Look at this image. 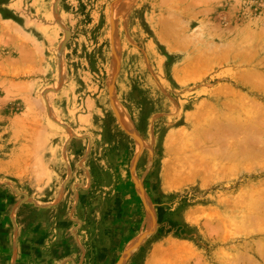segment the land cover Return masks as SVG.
Returning <instances> with one entry per match:
<instances>
[{"label":"rangeland","instance_id":"obj_1","mask_svg":"<svg viewBox=\"0 0 264 264\" xmlns=\"http://www.w3.org/2000/svg\"><path fill=\"white\" fill-rule=\"evenodd\" d=\"M0 35V264H264V0H0Z\"/></svg>","mask_w":264,"mask_h":264},{"label":"bare ground","instance_id":"obj_2","mask_svg":"<svg viewBox=\"0 0 264 264\" xmlns=\"http://www.w3.org/2000/svg\"><path fill=\"white\" fill-rule=\"evenodd\" d=\"M165 1H166V0H165ZM173 1H174V0H173ZM202 1H203V0H202ZM206 1H207V0H206ZM163 2H164V1H163ZM167 2H168V1H167ZM204 4H205V3H204ZM188 8H189V7H188ZM208 10H209V9H208ZM7 28H8V27H7ZM10 28H11V27H10ZM241 32H242V31H241ZM246 33H247V31H246ZM250 34H251V33H249V35H250ZM258 34H259V33H258ZM260 34H261V33H260ZM262 34H263V33H262ZM208 35H209V34H208ZM249 35H248V36H249ZM255 35H256V34H255ZM255 35H254V37H255ZM0 36H1V35H0ZM250 36H251L250 38H252V35H250ZM259 37H260V36H259ZM263 37H264V36H263ZM250 38L248 37L249 40H250ZM20 41H21V40H20ZM246 41H247V40H246ZM250 41H251V40H250ZM246 43H247V42H246ZM209 45H210V44H209ZM241 46H242V45H241ZM228 47H230V46H228ZM228 47H227V48H228ZM230 48H231V47H230ZM208 49H209V48H208ZM227 50H228V49H227ZM227 50H226V51H227ZM231 50H233V49H231ZM231 50H229V52H230ZM236 50H238V49L236 48ZM262 50H263V49H262ZM239 51H241L240 48H239ZM247 51H248V50H247ZM247 51H246V52H247ZM251 52H252V51H251ZM253 52H254V51H253ZM259 52H260V50H259ZM262 52H263V51H262ZM239 53H240V52H239ZM256 53H257V52H256ZM256 53H255V54H256ZM227 54H228V52L226 53V55H227ZM240 55H241V54H240ZM240 55L238 54V56H240ZM227 56H228V55H227ZM234 57H235V56H234ZM236 57H237V55H236ZM240 57H241V56H240ZM262 58H263V57H262ZM208 59H209V57H208ZM233 59H235V58H233ZM245 59H246V58H245ZM202 60H203V59H202ZM210 60H211V59H210ZM212 60H213V59H212ZM20 61H21V60H20ZM205 61H206V58H205ZM207 61H209V60H207ZM207 61H206V63H207ZM199 62H200V61H199ZM203 62H204V61H203ZM258 62H259V61H258ZM258 64H259V63H258ZM258 64H257V65H258ZM262 64H264V63H262ZM11 65H12V64H11ZM206 65H207V64H206ZM208 65H209V62H208ZM248 65H249V64H248ZM9 66H10V65H9ZM261 66H262V65H261ZM206 68H207V66H206ZM199 69H200V68H199ZM0 70H1V69H0ZM202 70H203V69H202ZM205 70H206V69H205ZM2 71H3V68H2ZM2 71H1V72H2ZM251 71H252V70H251ZM1 72H0V73H1ZM248 72H249V71H248ZM252 72H253V71H252ZM243 73H244V72H243ZM254 73H255V72H254ZM254 73H253V74H254ZM257 73H260V72H257ZM176 74H177V73H176ZM229 74H230V73H229ZM248 74H250V73H248ZM251 74H252V73H251ZM184 75H186V74H184ZM241 75H242V74H241ZM245 75H246V74H245ZM254 75H256V74H254ZM260 75H261V74H260ZM177 76H178V75H177ZM181 76H182V75H181ZM236 76H237V75H236ZM238 76H239V75H238ZM238 76H237V77H238ZM243 76H244V75H243ZM243 76H241V79H242ZM251 76H252V75H251ZM174 77H175V76H174ZM248 77H249V75H248ZM235 78H236V77H235ZM239 78H240V76H239ZM236 79H237V78H236ZM254 79H255V78H254ZM262 80H263V79H262ZM256 81H258V80H256ZM259 81H260V80H259ZM261 82H262V81H261ZM261 82H259L258 84H261ZM263 83H264V80H263ZM246 84H247V83H246ZM248 84H249V83H248ZM252 86H253V85H252ZM263 86H264V85H263ZM223 88H224V87H223ZM262 88H264V87H262ZM228 89H230V88H228ZM262 90H263V89H262ZM218 91H219V90H218ZM223 92H225V91H223ZM227 92H228V91H227ZM257 92H258V91H257ZM230 93H231V91H230ZM258 93H259V92H258ZM258 93H257V94H258ZM222 94H224V93H222ZM232 94H233V93H232ZM237 94H239V93H237ZM240 94H241V93H240ZM22 97H23V96H22ZM22 97H21V98H22ZM24 98H25V96H24ZM240 98H241V96H240ZM242 98H243V97H242ZM22 99H23V98H22ZM244 99H246V98H244ZM238 100H239V99H238ZM241 100H242V99H241ZM25 101H26V100H25ZM242 101H244V100H242ZM232 102H233V101H232ZM237 102H238V101H237ZM239 102H240V101H239ZM244 102H245V101H244ZM246 102H247V101H246ZM27 103H29V101H28ZM251 103H252V102H251ZM252 104H253V103H252ZM252 104H251V105H252ZM201 105H202V104H201ZM201 105H200V106H201ZM234 105H235V104H234ZM243 105H245V104H243ZM246 105H247V104H246ZM248 105L250 106V104H248ZM256 105L259 106V104H256ZM212 106H213V105H212ZM224 106H225V105H224ZM230 106H231V105H230ZM254 106H255V105H254ZM260 106H261V105H260ZM226 107H227V109H228V108L231 109V107H229V106H226ZM250 107H251V106H250ZM250 107H248V109L245 107V108L247 109L246 112H247V111L251 112L250 110H252V109H251ZM27 108H28V107H27ZM30 108H31V107H30ZM30 108H29V109H30ZM239 108H240V107H239ZM243 108H244V106H243ZM245 108H244V109H245ZM249 108H250V110H249ZM213 109H214V108H213ZM223 109H225V108H223ZM262 109H263V108H262ZM262 109H261V110H262ZM199 110H200V109H199ZM225 110H226V109H225ZM235 110H236V109H235ZM241 110H242V109H241ZM237 111H238V110H237ZM228 112H229V111H228ZM27 113H28V112H27ZM200 113H201V111H200ZM200 113H199V114H200ZM244 113H245V112H244ZM258 113H259V112H257L256 114L254 113L255 116H254V115L251 116V115H249V114H250V113H249L248 116H250V118H248V116H247L248 120H247V119L245 120V121H249V122H247V123L245 122V123L242 124V123L240 122L241 119L239 118L240 120L238 119L239 121H236L237 123H233V125L231 124V126H227V129H231L230 131H232V132H238L239 130H241V128H240V126H239L238 124H242V125H243L242 130H243V132H246V135L248 136V138L245 139L246 141H245V142L243 143V145H242V146L245 148V151H244V149H243L244 152L242 151V148H243V147L241 146L242 148H239V149H241L240 152L242 153V155H243V153L245 154V152H249V156H250L251 158H255V157H257V159H258L257 161H258V162H261V161H260L261 159L258 157V155L256 156V154H254V151H252L251 154H250V150H249V151H246V150H248V149H252V150H253V148H251L252 145H251L250 143H251L252 141L255 142L256 139H259L258 141H259V143H260V146H262V147H261L260 149H259V147H258V151H261V150L263 149L261 152H264V115L262 114V113H264V111H263L261 114L259 113L260 116H261L260 118H258V115H257ZM206 114H207V113H206ZM222 114H224V116H225V113H222ZM252 114H253V113H252ZM222 116H223V115H222ZM244 116H245V114H244ZM198 117H199V116H198ZM210 119H211V118H210ZM231 119H233V116H232ZM249 119H250V120H249ZM222 120H223V119H222ZM233 120H234V119H233ZM233 120H232V121H233ZM242 120H243V119H242ZM210 121H211V120H210ZM225 122H226V121H225ZM213 123H214V122H213ZM226 124H227V122H226ZM31 127H32V126H31ZM200 129H201V128H200ZM201 131H202V132H203V131L205 132L206 130L203 129V130H201ZM214 131H215V129H214ZM204 132H203V133H204ZM216 132H217V131H216ZM220 132H221V131H220ZM203 133H202V134H203ZM217 133H218V132H217ZM224 133H225V132H224ZM231 135H232V134H231ZM237 135H238V134H237ZM210 136H211V135H210ZM207 137H208V136H207ZM216 137H217V136H216ZM228 137H229V136H228ZM230 137L232 138V136H230ZM230 137H229V138H230ZM233 137H234V136H233ZM193 138H194V137H193ZM241 138H242V137H241ZM244 138H245V137H244ZM244 138H243V139H244ZM252 138H253V139H252ZM195 139H196V138H195ZM203 139H204V138H203ZM191 140H192V139H190V141H191ZM207 140H208V139H207ZM209 140H210V138H209ZM209 140H208V141H209ZM228 140H229V139H228ZM251 140H252V141H251ZM192 141H193V140H192ZM194 141L196 142V140H194ZM199 141H200V140H199ZM199 141H197L196 143L199 144V143H198ZM223 141L225 142V139H224ZM236 141H237V139H236ZM250 141H251V142H250ZM258 141H257V142H258ZM195 142H194V145L196 146L197 144H195ZM228 142H230V141H228ZM253 142H252V143H253ZM200 143H201V141H200ZM232 143H233V142H232ZM236 143H237V142H236ZM238 143H239V142H238ZM183 144H184V143H183ZM201 144H202V143H201ZM227 144H228V143H227ZM230 144H231V143H229V145H230ZM240 144H241V143H240ZM240 144H239V145H240ZM192 145H193V144H192ZM202 145H203V144H202ZM212 145H214V144H212ZM254 145H255V144H254ZM180 146H181V145H180ZM188 146H189V145H188ZM195 146H192L191 148H193V147H195ZM233 146H235V145H233ZM182 147H183V146H182ZM215 147H216V146H215ZM229 147H230V146H229ZM235 147H236V146H235ZM170 148H171V147H170ZM197 148H198V147H197ZM236 148H237V147H236ZM236 148H235V149H236ZM167 149H168V148H167ZM181 149H182V148H181ZM183 149L185 150V148H183ZM204 149H205V148H204ZM206 149H210V148H207V147H206ZM216 149H217V148H216ZM254 149H255V148H254ZM256 149H257V148H256ZM179 150H180V149H179ZM193 150H194V149H193ZM195 150H196V149H195ZM182 151H183V150H182ZM182 151H181V153H182ZM213 151H214V153L216 154L215 150H213ZM203 152H204V151H203ZM217 152H218V151H217ZM256 152H257V151H256ZM174 153H176V152L174 151ZM179 153H180V152H179ZM183 153H184V152H183ZM183 153H182V154H183ZM214 153H213V156H214L215 158L217 157V158L219 159L220 156H219V155H216V156H215ZM258 153H259V152H258ZM231 154H232V153H231ZM231 154L229 153V155H231ZM253 154H254L255 156H254ZM263 154H264V153H263ZM176 155H177V153H176ZM187 155H188V154H187ZM225 155L227 156V154H225ZM245 155H246V154H245ZM180 156H181V155H180ZM204 156H205V155H204ZM252 156H253V157H252ZM261 156L263 157L264 155L261 154ZM261 156H260V157H261ZM176 157H177V156H176ZM178 157H179V156H178ZM211 157H212V156H211ZM214 157H212V158H214ZM229 157H230V156H229ZM232 157H233V156H232ZM232 157H231V158H232ZM183 158H184V156H183ZM183 158H182V159H183ZM236 158H237V157H235V159H236ZM243 158H244V156L242 157V159H243ZM251 158H248V161H249V159H250V161H252ZM204 159H205V158H204ZM222 159H223V158H222ZM222 159L220 158L219 160H222ZM246 159H247V156H246ZM259 159H260V160H259ZM178 160H179V159H178ZM180 160H181V159H180ZM186 160H187V159H186ZM188 160H189V159H188ZM240 160H241V159H240ZM240 160H239V161H240ZM253 160H256V159H253ZM182 161H183V160H182ZM200 161H202V160H200ZM214 161H215V160H214ZM223 161H224V160H223ZM225 161H226V160H225ZM231 161H233V160H231ZM236 161H237V160H236ZM248 161H246V162H248ZM250 161H249V162H250ZM220 162H221V161H220ZM233 162H234V161H233ZM241 162H243V161H241ZM246 162H245V164H246ZM180 163H181V162H180ZM182 163H183V162H182ZM184 163H185V162H184ZM190 163H191V159H190ZM214 163H215V162H214ZM239 163H240V162H239ZM250 163H251V162H250ZM253 163H254V162H252V164H253ZM172 164L174 165V163H172ZM222 164H224V163L222 162ZM222 164H221V165H222ZM231 164H232V162H231ZM235 164H236V163H234V165H235ZM247 164H248V163H247ZM252 164H251V165L249 164V165L252 166ZM262 164H263V162H262ZM177 165H178V163H177ZM185 165H186V164H185ZM189 165H190V164H189ZM200 165H201V164H200ZM249 165H248V166H249ZM253 165H255V164H253ZM258 165H259V163H258ZM260 165H261V163H260ZM170 166H171V165H170ZM183 166H184V164H183L182 166H180V164H179V167H180V168L177 167L178 170H181V167H183ZM242 166H243V165H242ZM250 166H249V167H250ZM172 167H173V166H172ZM192 167H193V166H192ZM197 167H198V166H197ZM217 167H218V165H217ZM217 167H216V168H217ZM220 167H221V166H220ZM220 167H219V168H220ZM260 167H262V166H260ZM167 168H168V167H167ZM174 168H176V167H174ZM184 168H186V167L184 166L183 169H184ZM221 168H222V167H221ZM221 168H220V170H221ZM223 168H224V167H223ZM250 168H251V167H250ZM250 168H249V170H250ZM257 168H258V167H257ZM195 169H196V168H195ZM198 169H199V168H198ZM217 169H218V168H217ZM243 169H244V168H243ZM246 169H247V168H246ZM253 169H254V168H253ZM255 169H256V168H255ZM263 169H264V168H263ZM196 170H197V169H196ZM224 170H225V169H223V172H224ZM236 170H237V169H236ZM236 170H235L234 168H227L225 171H227V172H230V171H231V173H232V171H233V173H234V171H236ZM247 170H248V169H247ZM247 170H246V171H247ZM251 170H252V168H251ZM251 170H250V171H251ZM173 171H174V170H173ZM182 171L184 172V170H182ZM192 171H193V170H192ZM192 171H190V172L192 173ZM213 171H214V170H213ZM218 171H219V170H218ZM221 171H222V170H221ZM240 171H242V170H240ZM243 171H245V169H244ZM256 171H257V170H256ZM176 172H177V171H176ZM183 172H180V173L182 174ZM209 172H210V171H209ZM227 172H225V174H226ZM247 172H249V171H247ZM259 172H260V171H259ZM174 173H175V171L173 172V174H174ZM177 173H178V172H177ZM195 173H197V172L195 171ZM231 173H230V174H231ZM236 173H237V172H236ZM253 173H254V172H253ZM175 174H176V173H175ZM178 174H179V173H178ZM203 174H204V173H203ZM203 174H201V175H202L201 177H203ZM239 174H240V172H239ZM210 175H212V174H210ZM210 175H208V176L210 177ZM171 176H172V175H171ZM206 176H207V175H206ZM167 177H168V175H167ZM192 177H193V176H192ZM209 177H208V178H209ZM215 177H216V176H214V178H215ZM221 177H222V176H221ZM169 178H170V176H169ZM169 178H168V179H169ZM183 178H184V177H183ZM183 178H182V179H183ZM199 178H200V177H199ZM203 178H205V177H203ZM208 178H206L207 181L210 179V178H209V179H208ZM212 178H213V177H212ZM175 179L177 180L176 176H175ZM178 179H179V178H178ZM180 179H181V178H180ZM218 179H219V178H218ZM183 180H184V179H183ZM198 180H199V179H198ZM164 181H165V180H164ZM170 181H171V180H170ZM202 181H203V179H202ZM204 181H205V180H204ZM209 181L211 182V180H209ZM171 182H172V181H171ZM174 182H175V180L173 181V184H174ZM186 182H187V181H186ZM260 182H261V181H260ZM262 182H263V181H262ZM178 184H179V182H178ZM188 184H189V183H188ZM245 184H246V183H245ZM263 185H264V184H263ZM250 188H252V187L250 186ZM254 188H255V187H254ZM257 188L259 189L258 194H263V195H264V189L260 187V184H259V186H258ZM245 189H246V187H245ZM247 189H248V188H247ZM255 190H256V189H255ZM257 191H258V190H257ZM257 191H255V192H257ZM242 192H243V191H242ZM242 192H241V193H242ZM253 192H254V191H253ZM255 192H254V194H255ZM241 193H240V195L238 194V195L240 196L239 198H241L242 196H244L243 194L246 195L245 192H243L242 195H241ZM249 193H252V191H250ZM238 195H237V196H238ZM251 196H252V197H256L257 195L255 196V195L252 194ZM258 196H259V195H258ZM258 196H257V197H258ZM235 198H236V197H235ZM235 198H234V200H235ZM237 198H238V197H237ZM237 198H236V199H237ZM239 198H238V200L240 201ZM246 199H247V200L249 199V198H248V195H247V198H246ZM246 199H245V200H246ZM226 200H227V199H226ZM238 200H237L236 202L240 203ZM245 200L242 198L241 201L244 202ZM222 201H223V200H222ZM222 201H221V203H222ZM236 202H235V203H236ZM256 202H257V204L259 205V206H258V205L256 204L257 207H259V209H258L257 207H254V206H253V208H256V209L258 210V212H259V211H263L264 208H262V207H263L264 205H262V203H261V202H263V201H260V204L258 203L259 201H255V203H256ZM238 203H237V205H238ZM255 203H254V204H255ZM226 204H227V203H226ZM233 204H234V203H233ZM244 204H245V203H244ZM244 204H243V205H244ZM252 204H253V203H252ZM243 205H242V206H243ZM246 205H247V207L250 208L249 205H251V203H249V205H248V203L246 202ZM256 205H255V206H256ZM261 205H262V207H260ZM239 206H240V205H239ZM240 207H241V206H240ZM243 207H245V206H243ZM234 209H235V208H234ZM250 209H251V208H250ZM230 210H231V208H230ZM257 210H256V211H257ZM213 211H214V209H213ZM253 211H254V209H253ZM212 213H213V212H212ZM252 213H253V212H252ZM263 213H264V212H263ZM209 214H210V213H209ZM250 214H251V213H250ZM254 214H258V213L254 212ZM212 215H215V214H212ZM218 215H220V214H218ZM202 216H203V215H202ZM205 216H207V215H205ZM209 216H211V215H209ZM230 216H231V215H230ZM244 216H245V215H244ZM244 216H243V218H244ZM212 217H213V216H212ZM214 217H215V216H214ZM224 217H225V216H224ZM241 217H242V216H241ZM251 217H252V216H251ZM263 217H264V216H263ZM207 218H208V217H207ZM207 218H206V220H208ZM216 218H217V217H216ZM248 218H250L249 215L246 216L247 221L249 220ZM209 219H210V218H209ZM212 219H213V218H212ZM218 219H219V218H218ZM204 220H205V218H204ZM224 220H225V219H224ZM227 220H228V219H227ZM232 220H234V219H232ZM232 220H231V222H232V223H235V222H233ZM253 220H254V219H252V221H253ZM261 220H262V219H260V218H258V220H255V221L259 224L258 226H264V221H261ZM263 220H264V219H263ZM216 221H217V220H216ZM216 221H215V222H216ZM218 221H219V220H218ZM222 221H223V220H222ZM241 221H244V222H245L246 220L243 219V220H241ZM212 222H213V221H212ZM223 222H224V221H223ZM226 222H227V221H226ZM229 222H230V221L228 220V223H229ZM248 222H249V221H248ZM253 222H254V221H253ZM256 222H255V223H256ZM217 223H218V222H217ZM232 223H231V224H232ZM236 223H238V222H236ZM250 223H251V222H250ZM261 223H262L263 225H260ZM219 224H220V226L222 225L221 223H219ZM225 224H226V223H225ZM229 224H230V223H229ZM247 224H248V223H247ZM209 225H210V224H209ZM223 225H224V224H223ZM232 225H233V224H232ZM206 226H208V225H206ZM214 226H215V225H214ZM218 226H219V225H218ZM218 226H216L217 229H218ZM248 226H249V225H248ZM250 226H253V225H250ZM258 226H257V227H258ZM224 227H225V226H224ZM234 227H236V226L234 225ZM242 227H245V224H244V226H242ZM252 228H253V227H252ZM238 229H239V228H238ZM241 229H242V228H241ZM257 229H259V228H257ZM263 229H264V227H262V231H264ZM209 230H210V229H209ZM214 230H215V232H217V231L220 230V229H218V230L214 229ZM221 230H222V229H221ZM230 230H231V228H230ZM230 230H229V231H230ZM235 230H237V229H235ZM242 230H243V229H242ZM242 230H241V231H242ZM260 230H261V229H260ZM260 230H258V232H259ZM210 231H211V230H210ZM224 231H225V230H224ZM233 231H234V228H233ZM239 231H240V229H239ZM207 232H208V230H207ZM213 232H214V231H213ZM218 232H220V231H218ZM260 232H261V231H260ZM222 233H223V231L221 232V234H222ZM230 233H232V232H230ZM221 234H220L219 237H221ZM223 234H224V233H223ZM245 234H246V233H245ZM259 234H260V233H259ZM263 234H264V233H263ZM214 237H215V236H214ZM221 238H223V237H221ZM221 238H219V239H221ZM223 239H224V238H223ZM221 241H222V240H221ZM170 243H171V242H170ZM181 245H183V244H181ZM172 246H173V245H172ZM257 246H258V245H257ZM174 247H175V246H174ZM169 248H170V246H169ZM171 248H172V247H171ZM183 248H185V247H183ZM256 248H257V247H256ZM163 249H164V248H163ZM165 249H166V248H165ZM258 249H259V248H258ZM260 249H261V248H260ZM260 249H259V251H261ZM177 250H178V249H177ZM177 250H175V251H177ZM262 250H263V249H262ZM164 252H165V251H164ZM186 252H187V251H186ZM221 252H222V249H221ZM222 253H223V252H222ZM225 253H226V252H225ZM243 253H244V252H243ZM256 253H258V252H256ZM259 253H260V252H259ZM159 254H160V253H159ZM165 254H166V253H165ZM165 254H164V255H165ZM170 254H171V253H170ZM170 254H169V255H170ZM244 254H245V253H244ZM244 254L241 255V256L244 257V256L246 255V254H245V255H244ZM261 254H262V253H261ZM261 254H260V255H261ZM263 254H264V253H263ZM222 255H223V254H222ZM257 255H259V254H257ZM260 255H259V256H260ZM161 256H162V255H161ZM225 256H226V255H225ZM241 256H240V258L238 257V260L243 259V257H241ZM150 257H151V256H150ZM163 257H164V256H163ZM196 257L199 258V256H196ZM262 257H263V255H262ZM178 258H179V257H178ZM192 258H193V257H192ZM192 258H191V259H192ZM198 258H197V259H198ZM224 258H225V257H224ZM228 258H229V257H228ZM245 258H246V257H245ZM251 258H252V257H251ZM251 258L248 259V260H250L249 263H248V260L245 261V263L250 264V262H252V261H251ZM259 258H260V257H259ZM230 259H231V257H230ZM261 259L263 260V258H261ZM261 259H260V260H261ZM157 260H158V259H157ZM163 260H167V258H166V259H163ZM199 260H201V259H199ZM245 260H246V259H245ZM161 261H162V259H161ZM159 262H160V261H159ZM162 262H163V261H162ZM187 262H188V261H187ZM187 262H186V263H187ZM195 262H196V261H195ZM225 262H226V261H225ZM232 262H233V261H232ZM243 262H244V261H243ZM243 262H242V263H243ZM254 262H255V261H254ZM260 262H261V261H260ZM262 262H263V261H262ZM262 262H261V263H262ZM226 263H227V262H226ZM226 263H225V264H226ZM230 263H231V262H228V264H230ZM242 263H241V264H242ZM166 264H167V262H166ZM234 264H236V263H234ZM237 264H238V263H237ZM253 264H254V263H253Z\"/></svg>","mask_w":264,"mask_h":264},{"label":"crops","instance_id":"obj_3","mask_svg":"<svg viewBox=\"0 0 264 264\" xmlns=\"http://www.w3.org/2000/svg\"><path fill=\"white\" fill-rule=\"evenodd\" d=\"M260 144V143H259Z\"/></svg>","mask_w":264,"mask_h":264}]
</instances>
